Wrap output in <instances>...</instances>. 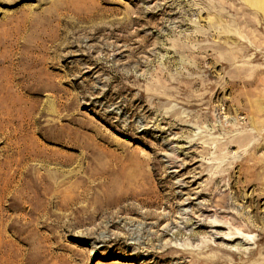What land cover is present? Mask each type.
I'll use <instances>...</instances> for the list:
<instances>
[{
    "label": "rangeland",
    "instance_id": "obj_1",
    "mask_svg": "<svg viewBox=\"0 0 264 264\" xmlns=\"http://www.w3.org/2000/svg\"><path fill=\"white\" fill-rule=\"evenodd\" d=\"M0 264H264V4L0 0Z\"/></svg>",
    "mask_w": 264,
    "mask_h": 264
},
{
    "label": "bare ground",
    "instance_id": "obj_2",
    "mask_svg": "<svg viewBox=\"0 0 264 264\" xmlns=\"http://www.w3.org/2000/svg\"><path fill=\"white\" fill-rule=\"evenodd\" d=\"M250 1L253 5L264 4V0H250ZM209 223H210V225H212L211 227H224V228H226L227 231L222 234V238L226 241L231 242L233 240H242V241L244 240V242H246V241H253V239H254L253 235H250V234L246 235L241 230H237V229L233 230L229 227H226L229 224L226 220L225 221L219 220L215 217L214 219L210 220ZM205 243H208V242H203L202 244L204 245Z\"/></svg>",
    "mask_w": 264,
    "mask_h": 264
}]
</instances>
